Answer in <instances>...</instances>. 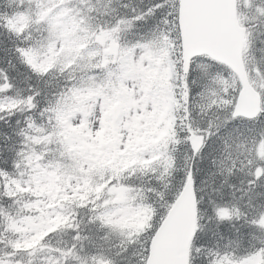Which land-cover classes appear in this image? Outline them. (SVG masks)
<instances>
[{
	"label": "snow or ice",
	"instance_id": "6c2138e0",
	"mask_svg": "<svg viewBox=\"0 0 264 264\" xmlns=\"http://www.w3.org/2000/svg\"><path fill=\"white\" fill-rule=\"evenodd\" d=\"M0 264H264V0H0Z\"/></svg>",
	"mask_w": 264,
	"mask_h": 264
}]
</instances>
